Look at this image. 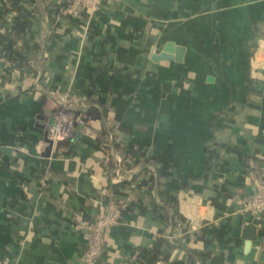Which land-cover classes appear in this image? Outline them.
<instances>
[{"label": "crops", "instance_id": "crops-1", "mask_svg": "<svg viewBox=\"0 0 264 264\" xmlns=\"http://www.w3.org/2000/svg\"><path fill=\"white\" fill-rule=\"evenodd\" d=\"M32 2L26 35L43 45V83L2 80L0 52V264H81L71 226L106 206L98 144L110 121L118 150L139 156L111 186L127 208L106 231L105 263L138 252L131 264H264V225L239 212L246 161L264 158V0H103L78 20L55 19L54 0H16ZM17 24L12 13L0 30ZM168 42L182 61L153 62ZM54 93L83 125L50 149ZM248 224L247 247L233 228Z\"/></svg>", "mask_w": 264, "mask_h": 264}, {"label": "built area", "instance_id": "built-area-1", "mask_svg": "<svg viewBox=\"0 0 264 264\" xmlns=\"http://www.w3.org/2000/svg\"><path fill=\"white\" fill-rule=\"evenodd\" d=\"M103 0H54V17L88 19L94 17L101 9ZM51 109L48 112V122L44 128V140L48 148H52L60 141L69 139L75 128L83 125V115L74 113L70 104L59 93L50 96ZM119 123H107L105 134L98 144L102 155L101 166L107 182L100 195L105 200V208L100 210L93 219L75 216L72 223L74 232L84 236V249L81 253V264H131L138 257V252H132L120 263H105L102 255L105 247L106 231L117 226L126 211L127 205L118 202L111 192V186L124 180H130L136 158L118 150L116 132ZM242 178L249 192L241 198L239 212L249 216L252 220L264 225V158L246 161Z\"/></svg>", "mask_w": 264, "mask_h": 264}, {"label": "trees", "instance_id": "trees-1", "mask_svg": "<svg viewBox=\"0 0 264 264\" xmlns=\"http://www.w3.org/2000/svg\"><path fill=\"white\" fill-rule=\"evenodd\" d=\"M34 2L30 4V10L25 11L16 4V0H0V23L5 24L8 17L15 14L18 24L15 28L4 31L0 30V52L3 53L8 66L4 69L1 76L2 80H9L14 73L23 76H29L32 80L38 79V83H43L44 75L40 69L36 67L37 60L43 61V45L38 40L26 35L27 21L35 12ZM39 58V59H37ZM91 112L92 110L89 109ZM131 157L136 158L139 155L132 150H126ZM209 161L212 159L210 153H207ZM156 176H162V173L156 172ZM193 179H189L190 182ZM159 184V182H157ZM123 185L124 183H120ZM143 184L149 185L148 188L154 186V177L149 176ZM178 189H181L180 187ZM158 194L163 193L158 190ZM166 205L172 210V224H175V218L179 216L178 204L175 198L166 201Z\"/></svg>", "mask_w": 264, "mask_h": 264}, {"label": "water", "instance_id": "water-1", "mask_svg": "<svg viewBox=\"0 0 264 264\" xmlns=\"http://www.w3.org/2000/svg\"><path fill=\"white\" fill-rule=\"evenodd\" d=\"M184 48L174 46L173 43L168 42L162 49V52L159 54H152L151 60L153 62L160 61H175L181 62L183 59ZM233 235L235 237L241 236L246 240V246L248 247L252 240L256 238V230L255 227L251 224L246 225L244 228H240L235 226L233 228Z\"/></svg>", "mask_w": 264, "mask_h": 264}]
</instances>
